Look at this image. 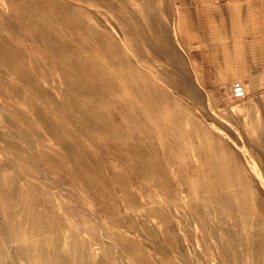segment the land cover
I'll use <instances>...</instances> for the list:
<instances>
[{
    "label": "rangeland",
    "instance_id": "rangeland-1",
    "mask_svg": "<svg viewBox=\"0 0 264 264\" xmlns=\"http://www.w3.org/2000/svg\"><path fill=\"white\" fill-rule=\"evenodd\" d=\"M140 1L120 7L140 11ZM205 2L155 3L170 14L174 43L205 104L194 108L161 82L159 62L133 55L151 82L143 85L147 100L126 120L108 105L86 107L85 100L80 104L89 114L71 109L66 79L79 75L59 62L48 50L53 43L36 29L41 23L71 42L73 55L87 62L95 47L55 5L96 11L94 0H0L3 264H49L52 257L62 264H264L258 250L264 217L255 207L264 188L250 186L251 212L226 211L232 236L251 247L246 252L238 245L228 258L216 239L225 224L218 226L216 210L224 207L204 189L201 169L208 166L200 155L215 136L258 183L244 152L251 156L264 182V73L250 72L264 71V25L241 4L231 16L224 4ZM239 86L243 94L235 92ZM199 203L206 209L199 211Z\"/></svg>",
    "mask_w": 264,
    "mask_h": 264
},
{
    "label": "bare ground",
    "instance_id": "bare-ground-1",
    "mask_svg": "<svg viewBox=\"0 0 264 264\" xmlns=\"http://www.w3.org/2000/svg\"><path fill=\"white\" fill-rule=\"evenodd\" d=\"M94 1L97 6L96 11L85 10L81 5L62 3L55 5V9L67 17L75 30L83 34L95 47L93 56H90L87 62L73 55L75 52L71 42H65L51 30H45L43 28L45 26L41 23L36 24V29L42 31L53 43L48 50L54 53L60 63L71 67L79 75L66 79L68 89L66 98L71 109H78L82 115L89 114L90 111L85 110L80 104L81 100H85L86 107H92L93 102L108 105L111 107L110 114L112 111L119 112L126 120H133L137 102L147 100L146 88L143 85L151 82L146 72L136 67L133 55L136 60L144 63H151L153 59L159 62L157 74L161 82L177 94L186 95L194 108L202 106L203 96L195 88L185 70V62L171 35L170 14L164 8L156 7L155 3L158 0H141L140 11L120 7V2L127 3L130 0ZM115 23L120 24V30ZM175 32H177L176 28ZM93 60L97 63V68L93 71L94 75H92ZM112 91L115 92V96L106 98L105 94ZM92 113L94 114L93 110ZM192 126L194 131L198 129L197 123L194 122ZM49 128L58 131V128L50 123ZM219 149L220 151H217ZM223 149V143L215 136H208L200 151L208 167L201 169V173L204 177L205 191L216 204L224 207L216 210L218 226H221V222L225 223L222 227L223 232L216 234V239L219 247L230 258L235 256L238 245L246 252L251 247L246 240L232 236L226 225V211L236 208L244 213L251 212L253 205L248 194L249 188L252 183L264 188V182L259 167L254 164L251 156L244 152L251 171L258 174V183L242 170L240 161L234 153ZM115 151L119 152L121 149L115 148ZM223 164L228 167H224ZM204 207L202 203L196 205L199 211L205 210L206 206ZM255 207L259 215L264 217L263 198L257 199ZM166 222L171 227L169 218ZM212 227L217 228V225L213 224ZM166 241L169 245L170 237H166ZM263 243L264 241H260L258 247L261 254H264ZM48 263L62 264L59 257L48 259ZM0 264H3L2 256H0Z\"/></svg>",
    "mask_w": 264,
    "mask_h": 264
},
{
    "label": "crops",
    "instance_id": "crops-1",
    "mask_svg": "<svg viewBox=\"0 0 264 264\" xmlns=\"http://www.w3.org/2000/svg\"><path fill=\"white\" fill-rule=\"evenodd\" d=\"M189 3V0H187ZM205 3H208L207 5L214 6L217 4H224L226 10L230 11L231 16H233V13L231 10L237 9V7L241 4L243 8L248 11V17H257L258 22L260 25H264V0H206ZM230 16V17H231ZM251 73H264V71L259 70H252ZM263 78V77H262ZM262 78H258V81H261ZM257 79V78H256Z\"/></svg>",
    "mask_w": 264,
    "mask_h": 264
},
{
    "label": "built area",
    "instance_id": "built-area-1",
    "mask_svg": "<svg viewBox=\"0 0 264 264\" xmlns=\"http://www.w3.org/2000/svg\"><path fill=\"white\" fill-rule=\"evenodd\" d=\"M242 89H243V88L240 87V86H239V87H236V88H235V92H236V93H239V94H243V91H241Z\"/></svg>",
    "mask_w": 264,
    "mask_h": 264
}]
</instances>
